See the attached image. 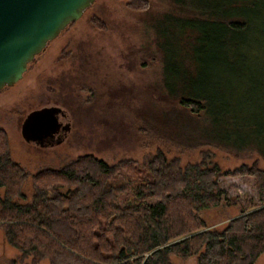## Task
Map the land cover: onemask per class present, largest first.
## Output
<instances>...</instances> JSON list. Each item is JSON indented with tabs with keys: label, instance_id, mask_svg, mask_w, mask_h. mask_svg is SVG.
Returning a JSON list of instances; mask_svg holds the SVG:
<instances>
[{
	"label": "trees",
	"instance_id": "obj_1",
	"mask_svg": "<svg viewBox=\"0 0 264 264\" xmlns=\"http://www.w3.org/2000/svg\"><path fill=\"white\" fill-rule=\"evenodd\" d=\"M126 1L135 11L149 6L147 0ZM170 1L183 14L165 17L185 29L187 39L199 40L201 26L214 25L213 34L208 32L211 58L234 80L250 73L245 66L254 39L249 34L257 23L264 55V0ZM89 22L105 28L95 16ZM164 59L165 52L162 97L170 107L137 112L132 123L142 147L157 145L141 162L110 164L90 153L79 155L30 175L28 195L22 187L29 174L12 159L0 128V229L18 252L10 264L26 258L31 264L44 259L49 264H172L173 257L195 258V264H256L264 252V168L255 160L223 170L213 153L202 149L255 150L264 158V134L250 123L253 114L243 108L247 100L235 105L239 92L225 81L214 82L215 92H200L201 82H169ZM172 150H199L201 159L181 166L179 156H168ZM227 176L252 179L256 201L222 227L208 226L201 212L220 205V179Z\"/></svg>",
	"mask_w": 264,
	"mask_h": 264
},
{
	"label": "rangeland",
	"instance_id": "obj_2",
	"mask_svg": "<svg viewBox=\"0 0 264 264\" xmlns=\"http://www.w3.org/2000/svg\"><path fill=\"white\" fill-rule=\"evenodd\" d=\"M147 1L146 10L135 11L127 7L126 0H95L36 56L21 80L0 91V128L7 135L12 159L29 174L22 187L28 195L32 194L30 175L59 168L79 155L90 153L112 164L121 159L141 162L144 155L155 151L156 144L142 147L131 129L137 112L170 107L162 97L164 52V60L169 63V82H201L200 92H215L214 82L225 81L239 92L234 94L235 105L247 100L243 108L253 114L250 123L259 126L256 131L264 134L260 24L254 25L249 34L255 49L250 51L245 66L250 73L243 80H234L233 74L216 66L211 58L213 48L207 43L208 32L213 34L212 23L201 26L199 40L187 39L186 30L179 25L173 27L165 17L181 16L183 12L178 7L170 0ZM92 16L104 24L103 30L90 24ZM172 71H178V76ZM202 150H210L212 159L223 170L255 160L264 168V158L255 150ZM173 155L180 157L181 166L201 159L199 150L168 153L169 157ZM253 183L248 177L221 178L220 205L201 212L207 225L222 227L230 218L251 210L256 201ZM17 258V250L6 244L0 229V264H10L11 259ZM171 262L195 264V258L173 257ZM16 264L31 261L26 258ZM37 264L49 261L44 259Z\"/></svg>",
	"mask_w": 264,
	"mask_h": 264
},
{
	"label": "water",
	"instance_id": "obj_3",
	"mask_svg": "<svg viewBox=\"0 0 264 264\" xmlns=\"http://www.w3.org/2000/svg\"><path fill=\"white\" fill-rule=\"evenodd\" d=\"M95 0H0V91L22 79L28 65Z\"/></svg>",
	"mask_w": 264,
	"mask_h": 264
},
{
	"label": "crops",
	"instance_id": "obj_4",
	"mask_svg": "<svg viewBox=\"0 0 264 264\" xmlns=\"http://www.w3.org/2000/svg\"><path fill=\"white\" fill-rule=\"evenodd\" d=\"M256 264H264V252L260 255Z\"/></svg>",
	"mask_w": 264,
	"mask_h": 264
}]
</instances>
